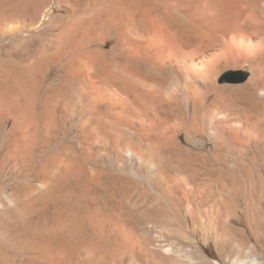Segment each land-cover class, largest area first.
Here are the masks:
<instances>
[{"label": "rangeland", "instance_id": "obj_1", "mask_svg": "<svg viewBox=\"0 0 264 264\" xmlns=\"http://www.w3.org/2000/svg\"><path fill=\"white\" fill-rule=\"evenodd\" d=\"M40 2L0 0L1 86L41 57L28 45ZM237 61L219 72L211 103L182 119L165 108L150 140L132 137L130 149L154 161L148 168L94 155L92 134L83 162L77 122L44 129L37 82L33 113L22 98L19 114L0 104V264H264V97L251 94L264 91V53ZM26 110L36 119L22 120Z\"/></svg>", "mask_w": 264, "mask_h": 264}, {"label": "bare ground", "instance_id": "obj_2", "mask_svg": "<svg viewBox=\"0 0 264 264\" xmlns=\"http://www.w3.org/2000/svg\"><path fill=\"white\" fill-rule=\"evenodd\" d=\"M37 9L36 42L28 41L37 43L41 54L37 72L34 64L15 68L0 85V104L9 103L16 114L21 98L31 107L37 82L49 126L44 129L57 131L59 122H77L85 143L79 154L83 162L92 150V134L101 140L94 155L115 154L119 169V158L129 166L134 160L147 168L154 165L151 157L130 149L131 139L150 140L158 122L169 117L165 108L177 107L180 119L187 116L184 112L201 109L219 95L216 78L223 68L238 57L264 53V0H41ZM9 13L14 17L18 11ZM253 81L247 85L254 86ZM259 91L254 89L252 97L263 98L264 91ZM27 112L22 120L36 119ZM124 122L130 124L126 129L131 135L122 134ZM65 160V166H79Z\"/></svg>", "mask_w": 264, "mask_h": 264}, {"label": "water", "instance_id": "obj_3", "mask_svg": "<svg viewBox=\"0 0 264 264\" xmlns=\"http://www.w3.org/2000/svg\"><path fill=\"white\" fill-rule=\"evenodd\" d=\"M237 74H231L230 75V77H234V76H236ZM243 77L241 78L242 79V81L243 80H245L246 79V77H247V75H243V74H241Z\"/></svg>", "mask_w": 264, "mask_h": 264}]
</instances>
